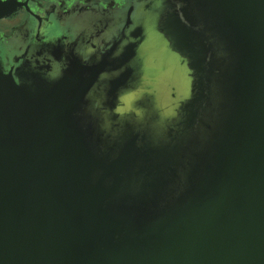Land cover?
<instances>
[{
	"label": "water",
	"instance_id": "95a60500",
	"mask_svg": "<svg viewBox=\"0 0 264 264\" xmlns=\"http://www.w3.org/2000/svg\"><path fill=\"white\" fill-rule=\"evenodd\" d=\"M0 264H264V0L0 41Z\"/></svg>",
	"mask_w": 264,
	"mask_h": 264
},
{
	"label": "flooded vegetation",
	"instance_id": "af4514ba",
	"mask_svg": "<svg viewBox=\"0 0 264 264\" xmlns=\"http://www.w3.org/2000/svg\"><path fill=\"white\" fill-rule=\"evenodd\" d=\"M129 0H0V41L22 34L30 22L58 10L65 14L93 8H113Z\"/></svg>",
	"mask_w": 264,
	"mask_h": 264
}]
</instances>
